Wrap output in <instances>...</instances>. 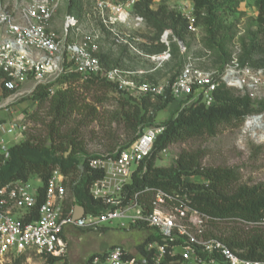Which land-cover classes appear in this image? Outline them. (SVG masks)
<instances>
[{
  "label": "built area",
  "instance_id": "obj_1",
  "mask_svg": "<svg viewBox=\"0 0 264 264\" xmlns=\"http://www.w3.org/2000/svg\"><path fill=\"white\" fill-rule=\"evenodd\" d=\"M138 1L98 0L96 10L103 27L118 44L142 55L139 45L144 39L135 31L146 28V19L133 12ZM60 2L25 0L15 7L0 4V89L2 94V90L7 91L8 101L31 94L37 86L53 83L69 74H77L84 81L99 76L116 84L120 90L136 95H162L169 87L175 98L208 106L215 103V91L223 83L242 94L247 93L254 100L264 99V66L242 64L238 41H234L231 60L219 71L199 65L203 58L212 56L211 50L200 45L204 56L197 57L188 53L182 40L173 37L180 51L188 53L174 81L158 84L139 81L134 75L143 74V70L105 65L99 56L101 33L96 29L85 31L75 14L68 13L63 21L62 36L49 30ZM176 8L188 20L189 31L198 35L200 29L193 1L178 0ZM160 41L167 46L165 51L145 54L157 65L172 57L168 31L162 33ZM164 129L162 125L142 128L129 146L113 154L88 159L90 167L103 172L89 189L91 195L105 205L98 214L85 212L75 218L78 205L72 203L66 184L68 178L59 169L48 179L42 202L39 187L32 189L28 182L19 180L0 186V254H32L47 261L55 257L61 264L68 253L66 227L100 231L116 223L123 229L148 227L140 243L142 247L138 244L130 250L116 244L96 254L91 264H264V260L243 257L221 238L208 235L211 222L219 218L194 207L187 195L159 187L129 191L135 173L139 172L142 161L152 154L155 141ZM0 131L3 135L17 136L20 126L10 123L7 127L1 123ZM9 146L0 140V153L8 156ZM235 220L247 227L264 228V218Z\"/></svg>",
  "mask_w": 264,
  "mask_h": 264
},
{
  "label": "trees",
  "instance_id": "obj_2",
  "mask_svg": "<svg viewBox=\"0 0 264 264\" xmlns=\"http://www.w3.org/2000/svg\"><path fill=\"white\" fill-rule=\"evenodd\" d=\"M68 1L69 13L75 14L79 21L83 20L87 13L88 0ZM153 1L155 0H139L134 5L133 12L143 16L146 19V27L155 33L153 40L158 41V44L155 49L146 50L150 54L162 53L167 49V46L160 41V37L164 31L169 32L172 39L171 54L177 58L178 66L173 77L168 79L172 83L190 53L186 38L196 34L189 31L188 20L176 7L171 9L167 5V0H161L157 8L152 7ZM192 1L196 24L204 32L202 37L204 45H202L212 51V56L215 54L217 69L221 71L232 57L231 50L228 51V44H232L236 37L234 30L240 14L241 0ZM254 3L257 9V33L250 37L247 43L244 41L246 35L239 37L242 48L240 61L252 67H263L264 0H255ZM228 17H232L233 21L227 22ZM199 35L200 33L197 36ZM173 37L185 43L188 53L180 51L178 42ZM99 56L108 68L120 67V60L113 61L108 54ZM79 77L77 74L63 75L53 83L39 85L34 89L32 98L39 105L48 104L50 115L53 116L48 123L49 131L44 138L30 136L13 143L9 146L8 156L0 153V186L19 180L28 182L35 175L42 181V186L39 187L41 192L39 201L42 202L48 179L55 169H59L68 178L66 184L72 203L84 207L86 212L98 214L104 210L105 205L101 200L94 198L89 189L103 172L93 169L88 163L89 158L96 156L86 154L74 137L69 136L63 140L59 138L63 135L62 126L69 113L80 108L81 99L76 90ZM89 81H99L118 91L116 84L99 76ZM54 84H59L63 88L53 92L51 86ZM2 91L4 96L7 95V91ZM140 96H142L141 100L137 103L130 96L123 97L128 105L124 114L126 129L133 136L126 146L137 138L140 129L152 126L158 111L166 108L175 98L169 87L162 95L153 96L148 93ZM153 97L156 98L155 102L152 101ZM215 99V103L209 106L202 102H194L183 108L177 116L163 123L165 129L158 135L152 154L142 161L139 172L135 173L128 189L130 192H135L146 187H159L168 192L187 195L194 207L219 218L211 222L208 235L221 238L243 257L264 260V228L247 227L235 220L240 218L246 221H260L264 218V183L253 187L234 188V183L238 180L234 170L221 166L204 167L200 162V154L187 151L180 153L171 166L156 165L159 152L170 144L204 134L214 135L221 124H241L254 112V99L247 93L237 94L234 88L227 87L224 83L216 89ZM263 100H259V103H263ZM195 177L199 180L191 179ZM34 215H37L36 211ZM223 222L233 224L228 227V231L225 229L221 234H216L215 230H220V224ZM139 227L143 228L142 225ZM138 247L141 248L142 245ZM18 255L24 260L27 257L25 253ZM95 255H91L86 264H91ZM57 260L58 258L51 257L47 263L58 264Z\"/></svg>",
  "mask_w": 264,
  "mask_h": 264
},
{
  "label": "rangeland",
  "instance_id": "obj_3",
  "mask_svg": "<svg viewBox=\"0 0 264 264\" xmlns=\"http://www.w3.org/2000/svg\"><path fill=\"white\" fill-rule=\"evenodd\" d=\"M24 1L0 0V4L15 7ZM97 1L88 0L87 13L84 19L79 21V24L83 25L84 30L87 32L96 29L101 33L99 55L108 54L113 61L120 60V67L126 70L149 71L147 74H135L134 76L139 81L158 84L173 77L178 69L177 58L174 55L161 65H157L155 61L145 55L149 53L146 51L147 49H155L158 44V41L153 40L155 33L148 27L135 31L144 39L142 47V43L139 45V49L142 50L143 54L130 52L125 45L118 44L103 27L96 10ZM254 1L241 0L240 14L234 30V32L236 31L234 41L240 43V36L238 35L242 33V36L246 35L244 41L247 43L248 39L257 33V9ZM160 2L161 0L153 1L152 7L157 8ZM167 5L173 9L177 5V0H167ZM68 13L69 1L61 0L59 9L53 18L57 27L56 33L59 36L63 35V21ZM230 21H233L232 17H228L227 22ZM200 31L199 36L190 35L186 38V45H189L190 53L197 57L204 56L199 47L204 42L202 40L204 32L202 29ZM72 38L75 39V35L72 34ZM70 40L72 39L70 38ZM234 41L232 44H228V51H232ZM199 65L207 69H217L218 64L215 54L203 58ZM79 78L76 90L81 99L80 108L78 111L69 113L65 124L62 126L63 135L59 138L61 140L69 136L76 138L88 155L101 157L113 154L116 150L124 148L133 137L126 129L124 114L128 109V105L123 97L130 96L137 103L140 102L142 96L127 91L121 93L122 91L119 88H117L118 91H115L104 83H99V81L90 82L82 80L81 77ZM60 88H63V86L59 84L51 86L53 92ZM234 91L237 94L241 93L237 89H234ZM152 101L155 102L156 98L153 97ZM192 103L194 102L174 98L166 108L158 111L152 126H164L165 121L177 116L183 108ZM253 107L254 112L241 124L223 123L214 135L204 134L170 144L166 150L159 152L156 165L171 166L180 153L187 151L200 154V162L204 167L221 166L234 170L238 177V180L234 183V188L239 186L253 187L264 183V100L263 103L254 100ZM255 116L262 117L261 128L253 130L247 127V122ZM52 118L48 104L39 105L32 98V93L23 95L15 101H8L0 89V124H6L8 127L10 123H17L20 126V132L17 133V136L13 134L3 135L0 131V140L3 139L7 145H12L30 136L44 138L49 131L48 123ZM191 179L199 180L197 177ZM28 185L32 189H37L42 186V181L34 175L28 181ZM231 224L233 223H221L220 230H215V233L221 234L222 230L225 229L228 231ZM148 230V227L123 229L119 228L116 223L110 224L106 229L100 231L71 227L67 230L68 253L64 263L86 264L91 255L106 251L116 244L133 250L143 242ZM26 255L27 257L24 260L18 254H0V264H48L47 260L40 256Z\"/></svg>",
  "mask_w": 264,
  "mask_h": 264
},
{
  "label": "bare ground",
  "instance_id": "obj_4",
  "mask_svg": "<svg viewBox=\"0 0 264 264\" xmlns=\"http://www.w3.org/2000/svg\"><path fill=\"white\" fill-rule=\"evenodd\" d=\"M261 119L262 117L261 116H255L253 117L252 119H250L248 122H247V127L255 130L257 128H261Z\"/></svg>",
  "mask_w": 264,
  "mask_h": 264
},
{
  "label": "crops",
  "instance_id": "obj_5",
  "mask_svg": "<svg viewBox=\"0 0 264 264\" xmlns=\"http://www.w3.org/2000/svg\"><path fill=\"white\" fill-rule=\"evenodd\" d=\"M82 21V20H81ZM147 28V27H146ZM49 30L53 31V32H56L57 30V27H56V24H55V21H51L50 25H49ZM144 73H149V71H146V70H143ZM71 227L68 226L65 228V238L67 239L68 235H67V230H69Z\"/></svg>",
  "mask_w": 264,
  "mask_h": 264
},
{
  "label": "water",
  "instance_id": "obj_6",
  "mask_svg": "<svg viewBox=\"0 0 264 264\" xmlns=\"http://www.w3.org/2000/svg\"><path fill=\"white\" fill-rule=\"evenodd\" d=\"M86 212L85 208L82 206H77L76 212H75V218L82 217L84 213Z\"/></svg>",
  "mask_w": 264,
  "mask_h": 264
}]
</instances>
